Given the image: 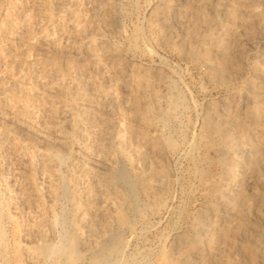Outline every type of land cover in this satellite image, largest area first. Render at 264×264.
Instances as JSON below:
<instances>
[{
	"label": "rangeland",
	"instance_id": "rangeland-1",
	"mask_svg": "<svg viewBox=\"0 0 264 264\" xmlns=\"http://www.w3.org/2000/svg\"><path fill=\"white\" fill-rule=\"evenodd\" d=\"M0 264H264V0H0Z\"/></svg>",
	"mask_w": 264,
	"mask_h": 264
},
{
	"label": "bare ground",
	"instance_id": "bare-ground-1",
	"mask_svg": "<svg viewBox=\"0 0 264 264\" xmlns=\"http://www.w3.org/2000/svg\"><path fill=\"white\" fill-rule=\"evenodd\" d=\"M69 252H70V253L72 252V247H71V246L69 247Z\"/></svg>",
	"mask_w": 264,
	"mask_h": 264
}]
</instances>
